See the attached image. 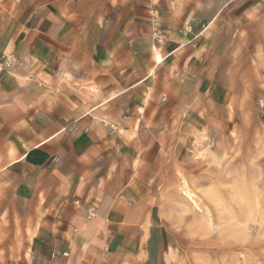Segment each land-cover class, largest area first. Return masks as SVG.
Here are the masks:
<instances>
[{
    "label": "crops",
    "instance_id": "obj_1",
    "mask_svg": "<svg viewBox=\"0 0 264 264\" xmlns=\"http://www.w3.org/2000/svg\"><path fill=\"white\" fill-rule=\"evenodd\" d=\"M9 52L0 264H182L156 187L243 94L264 100V0H0Z\"/></svg>",
    "mask_w": 264,
    "mask_h": 264
},
{
    "label": "rangeland",
    "instance_id": "obj_2",
    "mask_svg": "<svg viewBox=\"0 0 264 264\" xmlns=\"http://www.w3.org/2000/svg\"><path fill=\"white\" fill-rule=\"evenodd\" d=\"M257 96L235 101L217 128L224 133H203L183 158L173 156L157 184L162 223L189 238L178 251L182 264H264V100Z\"/></svg>",
    "mask_w": 264,
    "mask_h": 264
},
{
    "label": "built area",
    "instance_id": "obj_3",
    "mask_svg": "<svg viewBox=\"0 0 264 264\" xmlns=\"http://www.w3.org/2000/svg\"><path fill=\"white\" fill-rule=\"evenodd\" d=\"M155 15V12H153V16ZM152 40L155 42L156 45H160L163 41V36L161 32L157 29H154L151 34ZM18 64V58L14 53H6L0 56V74L3 72H6L10 70L11 68L15 67ZM262 106V102L260 103ZM57 160L54 158L53 162H56ZM66 256V254H63Z\"/></svg>",
    "mask_w": 264,
    "mask_h": 264
},
{
    "label": "bare ground",
    "instance_id": "obj_4",
    "mask_svg": "<svg viewBox=\"0 0 264 264\" xmlns=\"http://www.w3.org/2000/svg\"><path fill=\"white\" fill-rule=\"evenodd\" d=\"M183 195H184V197L187 198V200H189L194 206H197V205H196V202L192 199V195H191V193L188 192L186 188H184Z\"/></svg>",
    "mask_w": 264,
    "mask_h": 264
}]
</instances>
